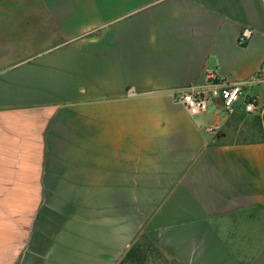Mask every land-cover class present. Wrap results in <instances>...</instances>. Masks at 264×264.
<instances>
[{"label": "crops", "instance_id": "crops-1", "mask_svg": "<svg viewBox=\"0 0 264 264\" xmlns=\"http://www.w3.org/2000/svg\"><path fill=\"white\" fill-rule=\"evenodd\" d=\"M263 65L264 0H0V264H264V128L174 98Z\"/></svg>", "mask_w": 264, "mask_h": 264}, {"label": "built area", "instance_id": "built-area-1", "mask_svg": "<svg viewBox=\"0 0 264 264\" xmlns=\"http://www.w3.org/2000/svg\"><path fill=\"white\" fill-rule=\"evenodd\" d=\"M252 35V29L244 27L239 34V44L247 42ZM264 80V65L259 67L249 78L248 82L257 83ZM176 101L185 106L190 114L207 112L211 107L219 108L223 116L232 115L237 109L244 113L262 114V107L253 94L243 92L239 84L211 83L210 88L201 90H185L174 95ZM218 124L207 126L208 130H215Z\"/></svg>", "mask_w": 264, "mask_h": 264}, {"label": "rangeland", "instance_id": "rangeland-1", "mask_svg": "<svg viewBox=\"0 0 264 264\" xmlns=\"http://www.w3.org/2000/svg\"><path fill=\"white\" fill-rule=\"evenodd\" d=\"M264 128V112L262 114L244 112L237 113L229 116L226 124L222 128L225 132L229 133L231 137H246L251 134H256ZM143 255L140 253L138 256L142 257L141 262L138 264H160L161 260L157 259L158 253L155 249L142 248ZM146 259H148L146 261Z\"/></svg>", "mask_w": 264, "mask_h": 264}, {"label": "trees", "instance_id": "trees-1", "mask_svg": "<svg viewBox=\"0 0 264 264\" xmlns=\"http://www.w3.org/2000/svg\"><path fill=\"white\" fill-rule=\"evenodd\" d=\"M142 248H144V247L133 246L129 251L126 252V254L124 256V259L121 262V264H126V263H128V264L129 263L130 264H138V263H140L143 258L138 256V254H140V253L142 254L143 253ZM147 248H149V247H147Z\"/></svg>", "mask_w": 264, "mask_h": 264}]
</instances>
